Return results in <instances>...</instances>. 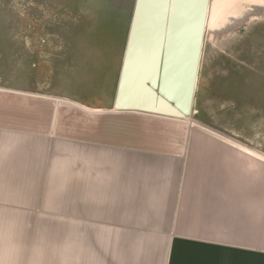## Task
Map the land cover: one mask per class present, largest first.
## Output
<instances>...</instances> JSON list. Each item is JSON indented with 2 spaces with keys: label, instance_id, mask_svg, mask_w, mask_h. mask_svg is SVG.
<instances>
[{
  "label": "crops",
  "instance_id": "crops-1",
  "mask_svg": "<svg viewBox=\"0 0 264 264\" xmlns=\"http://www.w3.org/2000/svg\"><path fill=\"white\" fill-rule=\"evenodd\" d=\"M114 101L58 98L14 125L0 118V194L37 193L28 183L47 154L65 170L60 193L78 227L67 264H264V154L190 117L115 111Z\"/></svg>",
  "mask_w": 264,
  "mask_h": 264
},
{
  "label": "rangeland",
  "instance_id": "rangeland-1",
  "mask_svg": "<svg viewBox=\"0 0 264 264\" xmlns=\"http://www.w3.org/2000/svg\"><path fill=\"white\" fill-rule=\"evenodd\" d=\"M134 3L0 0V89L9 90L0 107H10L0 118L14 125L33 116L23 110L54 107L58 98L111 107ZM190 120L264 154V4H234L211 19ZM46 155L37 158V184L28 181L37 193L0 194V264H67L66 236L78 227L68 226L60 193L65 170Z\"/></svg>",
  "mask_w": 264,
  "mask_h": 264
},
{
  "label": "water",
  "instance_id": "water-1",
  "mask_svg": "<svg viewBox=\"0 0 264 264\" xmlns=\"http://www.w3.org/2000/svg\"><path fill=\"white\" fill-rule=\"evenodd\" d=\"M260 0H135L114 110L185 120L194 112L206 38L216 12Z\"/></svg>",
  "mask_w": 264,
  "mask_h": 264
}]
</instances>
